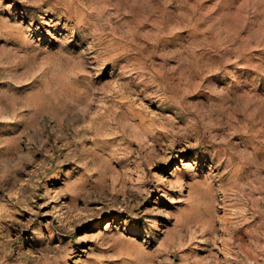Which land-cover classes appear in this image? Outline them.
I'll return each instance as SVG.
<instances>
[{
  "label": "rangeland",
  "instance_id": "obj_1",
  "mask_svg": "<svg viewBox=\"0 0 264 264\" xmlns=\"http://www.w3.org/2000/svg\"><path fill=\"white\" fill-rule=\"evenodd\" d=\"M0 264H264V0H0Z\"/></svg>",
  "mask_w": 264,
  "mask_h": 264
}]
</instances>
